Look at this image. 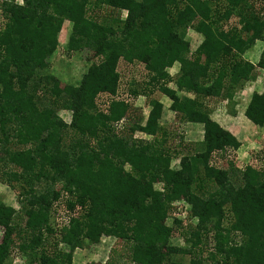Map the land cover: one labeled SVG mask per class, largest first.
<instances>
[{
  "label": "trees",
  "instance_id": "16d2710c",
  "mask_svg": "<svg viewBox=\"0 0 264 264\" xmlns=\"http://www.w3.org/2000/svg\"><path fill=\"white\" fill-rule=\"evenodd\" d=\"M96 6L111 9L113 22L91 17ZM0 11V183L18 190V209L0 202V264H14L16 253L22 264H72L75 248L102 236L127 253L115 256L114 248L106 262L88 264H185L181 253L187 264H264V155L236 167L225 156L238 148L235 138L201 101L166 86L174 80L179 89L217 96L248 79L255 66L237 53L264 39L260 0H2ZM193 15L203 40L188 59L184 30ZM65 20L72 22L68 49H90L96 58L76 86H60L47 72ZM119 58L143 63L148 75L130 93L149 98V113L131 124L132 105L117 96ZM174 62L175 79L165 71ZM256 66L264 68V53ZM156 90L172 99L181 121L204 124L202 141L171 144L159 123L162 104L151 97ZM100 93L113 97L106 111L95 101ZM63 109L71 111L68 123L58 115ZM245 112L264 124V91ZM216 154L226 165H217ZM178 157L180 167L171 168ZM180 197L194 228L166 224ZM181 225L189 226L183 248L170 242Z\"/></svg>",
  "mask_w": 264,
  "mask_h": 264
},
{
  "label": "rangeland",
  "instance_id": "374dc122",
  "mask_svg": "<svg viewBox=\"0 0 264 264\" xmlns=\"http://www.w3.org/2000/svg\"><path fill=\"white\" fill-rule=\"evenodd\" d=\"M2 0H0L1 2ZM17 2H21V0H16ZM262 4H264V0H260ZM94 14V15H93ZM89 15L93 18H96L101 24H109L112 23L115 14L111 12V9L104 8V6H96V8L93 7L92 12L89 13ZM125 16V11L120 12L121 18ZM236 19L231 18L225 25H231L234 24ZM4 23V20L2 18V13L0 11V26H2ZM200 20L196 19L193 15L190 21L188 22L187 26L185 27V32H190V35H196L197 26L199 25ZM72 29V22L69 20H65L62 24L61 31L58 35V44L51 55L50 61H49V67H48V74L52 75L54 78V81L58 83V85H72L76 86L80 83L83 75L86 73L89 66L92 64V62L96 61L95 56H93L92 51L90 49H80V50H69L67 47V39L71 33ZM189 37V35H188ZM116 70L119 75V85L117 90V96L119 98H125L128 99V102L131 103L132 107L126 114V122L130 121V124L133 122H137L142 117H146L149 111V98L146 97H140L135 98L131 96L130 89L131 88H140L144 82L147 81L148 75L144 68V65L141 64L138 61L134 62H128L125 61L124 58H119L116 66ZM153 98H161V95L156 93L154 96L151 95ZM113 98L111 95L107 93H100L98 94L97 98L95 99L96 103L99 105L100 109H103L106 111V108L109 103V99ZM118 98V99H119ZM116 99V97H114ZM58 115L61 117V119L68 123L71 120V111L67 109L60 110L58 112ZM177 122H173L170 124H166L164 127L166 130H168V138L171 141L172 145H178L181 141L179 137V133L177 131V125H179ZM129 124V123H128ZM137 136H143L141 133L136 132ZM185 142V141H183ZM264 154V153H262ZM257 163V162H256ZM221 164L226 165L225 162H222ZM178 160H172L171 161V168L176 169L178 167ZM5 185V184H4ZM7 186V185H6ZM10 188V187H9ZM157 189H161L162 185L158 183L156 185ZM11 189V188H10ZM15 195H16V203H14V208L18 209L17 204V188L16 190L11 189ZM2 197H0V202H2ZM176 203H179L177 206H182L187 208V214L188 215V225L191 228H194L197 224V219L193 218L190 214V205L186 202V200L183 197L177 198L173 200V202L170 204L169 213L166 218V224L168 226H173L174 222H180L179 216L173 215V209L172 207L175 206ZM66 214L61 211L58 218L56 219L57 223L62 226L66 223ZM65 221V222H64ZM181 226L173 227V233L172 237L170 239V242L178 247H185L186 239L188 234L185 233V230L189 231V226L186 229H183ZM190 228V229H191ZM4 232L2 231V228L0 227V241L2 240V235ZM119 242V241H118ZM117 240L113 236H102L98 242L90 243L87 242L83 244L82 247L75 248L71 253V259L72 264H88V263H96L101 262L104 263L107 261L109 257V251L112 249H116V254L120 253L121 255L127 253V250L123 248L118 244ZM208 242V239H207ZM204 244V243H203ZM196 250V249H195ZM197 251V250H196ZM14 255V264H22L23 260L21 259L20 255L13 254ZM122 260L124 258H121ZM178 261L181 263L187 264L189 262L190 256L188 254H178L177 255ZM75 261V262H74Z\"/></svg>",
  "mask_w": 264,
  "mask_h": 264
},
{
  "label": "crops",
  "instance_id": "0c3cea01",
  "mask_svg": "<svg viewBox=\"0 0 264 264\" xmlns=\"http://www.w3.org/2000/svg\"><path fill=\"white\" fill-rule=\"evenodd\" d=\"M196 33V35H190V32H185V40L188 43V48L183 53V56L188 59H195L197 57L195 55L196 50L203 40V35L200 32ZM262 53H264V39L254 40L247 49L237 53L239 59L246 61L255 67L248 79L241 78L242 82L237 86H234L233 89H228V86H226L222 93L217 96L196 95L193 92L179 89L174 80H171L166 84V86L175 91L179 97L185 96L201 101L203 105H205L209 118L235 138L239 144L238 148L232 150L228 149L225 152V156L231 158L233 163L239 169L253 163L255 164L257 162L256 159H254L255 155H264L262 154L264 153V124H255L247 117L245 112L252 96L254 94H262L264 91V68L256 66ZM165 71L171 78L175 79L180 73V63L174 62L166 67ZM225 83L227 84V82ZM156 93L161 95V98L158 97L157 99L162 104L159 123L164 127L166 124L179 121L177 131L180 132L178 138L181 141L187 143H197L202 141L204 137V124L197 121H181L176 112L171 108L172 99L158 90L152 95L154 96ZM140 97L143 96L138 95L135 98L138 99ZM125 100L127 101L128 99ZM215 157L217 165H221V163L224 162V160L220 158V155L216 154ZM175 159L178 160L179 165L177 168H179L180 157L174 158L173 160ZM0 197H2V202L6 205L12 207L15 206V193L2 183H0Z\"/></svg>",
  "mask_w": 264,
  "mask_h": 264
},
{
  "label": "built area",
  "instance_id": "2783aa9c",
  "mask_svg": "<svg viewBox=\"0 0 264 264\" xmlns=\"http://www.w3.org/2000/svg\"><path fill=\"white\" fill-rule=\"evenodd\" d=\"M179 205V203H176L174 207H172L173 209V215H177L179 216V220L182 221V223L185 225L188 221V215L187 214V208L182 206H177Z\"/></svg>",
  "mask_w": 264,
  "mask_h": 264
}]
</instances>
